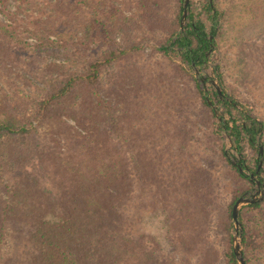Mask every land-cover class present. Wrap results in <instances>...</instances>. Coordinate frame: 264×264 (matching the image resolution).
Returning <instances> with one entry per match:
<instances>
[{
	"label": "trees",
	"instance_id": "obj_1",
	"mask_svg": "<svg viewBox=\"0 0 264 264\" xmlns=\"http://www.w3.org/2000/svg\"><path fill=\"white\" fill-rule=\"evenodd\" d=\"M162 1L167 0H126L122 7L114 0H51L45 27L55 31L67 29L71 25L65 15L67 3H75L79 11L93 13L92 22L80 24L87 32L85 39L90 34L98 35L99 26L108 37L116 29L125 31L138 25L148 26L151 35L164 34L157 42V50L169 60H176L179 74L193 80L222 158L237 181L232 202L219 214L218 228L225 239V264H238L232 247L233 207L255 185L248 172L252 169L255 174L261 146L264 157V119L229 93L222 64L211 58H219L217 52L226 43V33H239L230 38L233 43L249 33L258 39L264 36V0H190L186 25L181 32L178 30L185 1L178 0L174 15L161 13L165 6ZM131 8L135 11L126 14ZM3 40L0 48L7 43L19 45L20 41L15 29L0 20V41ZM138 48H112L104 52L83 74L68 77L40 100L32 119L21 108L18 112L17 103H14L16 107L10 101L0 104L3 115L0 117V186L7 166L4 139L25 140L35 133L42 137L36 151V168L42 167L57 186L56 194L49 193L28 172L3 185L0 261L4 255V264H168L171 261L169 257L165 260L164 250L155 237L140 233L135 227L132 201L137 180L154 184L158 189L155 194H164L165 189L147 149L121 140L125 131L122 120L130 125L141 117V112L136 109L137 112L127 115V111L120 117L113 103L103 99L99 91L103 74ZM12 50L9 47L7 51ZM194 67L199 71L211 70L223 96L207 78L195 76ZM115 84L128 106L135 99H142L138 92L140 83L133 72L121 74ZM221 106L224 112L219 120L216 112ZM69 120L77 127L70 125ZM39 126L45 128L43 133L38 131ZM184 131L180 132V138ZM227 140L231 150L226 147ZM247 149L252 153L251 160ZM207 173L199 166L190 170L181 184L183 189L203 199L213 189ZM263 174L261 167L259 175ZM169 195L164 194L165 198ZM208 217L206 209L180 203L169 227L178 246L186 253L196 254L197 264H215L218 257L217 249L210 247L206 238ZM239 219L244 229L241 247L245 264H252L253 257L260 254L255 253L257 249L264 248L261 229L264 199L243 208Z\"/></svg>",
	"mask_w": 264,
	"mask_h": 264
},
{
	"label": "rangeland",
	"instance_id": "obj_2",
	"mask_svg": "<svg viewBox=\"0 0 264 264\" xmlns=\"http://www.w3.org/2000/svg\"><path fill=\"white\" fill-rule=\"evenodd\" d=\"M49 1L51 0H0V20L10 24L20 39L19 45L7 43L6 47L0 48V104L10 101L15 106L14 103H17L18 112L21 108L32 119L40 100L62 85L68 77L83 74L88 65L104 52L112 48L125 50L139 46L127 58H121L110 67L103 74L99 86L102 98L113 103L120 117L126 115L127 111V115L137 112L136 109L138 113L141 112V117L135 118L130 125H125L122 120V127L125 126L126 132L124 131L121 140L147 149L164 183V194H170L167 198L163 193L155 194L158 189L154 184L137 180L132 201L135 227L140 233L156 238L165 251L162 252L165 260L168 257L171 259L167 261L168 264H197L196 254L191 255L180 248L175 236L172 238L169 231L180 203L195 204L208 213L206 238L210 247H215L218 251L215 264H225V239L218 228V217L232 202L237 181L233 178V170L222 158L219 142L212 132L206 117L207 111L198 97L193 80L180 75L176 60H169L157 50V42L165 37L164 34L151 35L148 26L138 25L125 31L116 29L108 37L99 26L98 35L90 34L85 39L87 32L80 24L92 22L93 13L79 11L75 3H67L65 12L71 25L65 30L62 28L55 31L54 28L45 27L47 14H50ZM114 1L122 7L126 3V0ZM162 3L165 4L162 14L174 15L178 11V0ZM133 11L135 9L131 8L126 14L130 15ZM180 29L181 23L178 32ZM234 33L224 34L226 43L220 44L217 52L219 58L212 57L211 60L222 64L229 93L264 119V36L258 39L249 33L245 37H239L240 42L233 43L230 38L239 34ZM4 42L5 40L0 41V46ZM9 47L13 49L11 53L7 51ZM127 71L136 75L140 83L139 96H142L141 100H134L136 104L131 103L129 106L115 87L118 76ZM193 73L197 75L194 71ZM200 75L208 80L214 78L208 68L201 69ZM220 109L224 112L222 106ZM0 117H3L1 113ZM68 123L77 127L72 120ZM39 129L41 133L45 131L42 126ZM184 130L186 133L180 138V132H185ZM41 138L35 133L25 140L19 137L4 139L3 152L7 166L2 176L3 185L13 183L23 175L22 172H28L36 178L41 188L56 194L57 186L42 167L36 168V151ZM225 144L231 150L228 140ZM246 153L251 160V151L247 149ZM198 166L206 169L213 185V189L203 199L187 192L181 185L185 175ZM252 173L250 169L248 175ZM257 179L264 182V174L258 175ZM3 185L0 186V197L4 193ZM257 190L255 182L253 188L243 196L251 197ZM249 215L255 218L254 213ZM262 226L261 229L264 230V224ZM233 234L234 227L231 230L232 239ZM257 252L260 254L253 257L252 264H264V248L257 249L255 253ZM4 260L5 256L2 255L0 264H4Z\"/></svg>",
	"mask_w": 264,
	"mask_h": 264
},
{
	"label": "water",
	"instance_id": "obj_3",
	"mask_svg": "<svg viewBox=\"0 0 264 264\" xmlns=\"http://www.w3.org/2000/svg\"><path fill=\"white\" fill-rule=\"evenodd\" d=\"M190 8V0H185L184 3V10H183V15L181 19V29L179 32L183 31L186 25L187 17H188V12ZM194 72L197 75H200V71L197 69V67H194ZM212 85H214L217 90L219 91L220 95L223 96L220 84L217 83V81L212 78L208 80ZM221 109L216 112L217 118L220 120L221 119ZM232 144V143H231ZM259 156H260V162L257 166V170L255 174H251L250 177L254 182H256L258 186L257 192L252 195L251 197H246L243 196L241 197L234 205L233 207V227H234V234H233V252L235 255V258L238 262V264H245V260L243 257V252L241 249V242H242V233H243V228L239 220V214L242 209V207L246 205H253L256 203L261 202L264 199V182H261L257 179V176L260 174V169L262 167V156H263V147L261 146L259 148Z\"/></svg>",
	"mask_w": 264,
	"mask_h": 264
}]
</instances>
